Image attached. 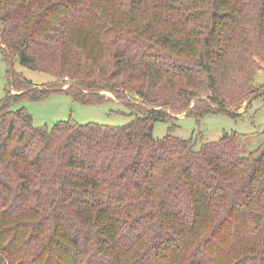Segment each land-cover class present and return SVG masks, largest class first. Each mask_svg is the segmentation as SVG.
Returning <instances> with one entry per match:
<instances>
[{
	"label": "trees",
	"instance_id": "trees-1",
	"mask_svg": "<svg viewBox=\"0 0 264 264\" xmlns=\"http://www.w3.org/2000/svg\"><path fill=\"white\" fill-rule=\"evenodd\" d=\"M0 44L56 80L13 75L0 101V264H264V143L154 140L168 110L232 116L260 97L264 0H0ZM54 92H110L136 117L49 129L12 108Z\"/></svg>",
	"mask_w": 264,
	"mask_h": 264
},
{
	"label": "rangeland",
	"instance_id": "rangeland-1",
	"mask_svg": "<svg viewBox=\"0 0 264 264\" xmlns=\"http://www.w3.org/2000/svg\"><path fill=\"white\" fill-rule=\"evenodd\" d=\"M4 47L0 44V101L5 100L10 92L13 75L22 76V81H30L34 88H44L50 86L56 80L51 76L32 71L21 65L20 61L4 55ZM27 81V82H28ZM259 88L260 97L252 100L251 104L245 102L238 108H230L232 116L227 114L207 115L199 119L187 117L186 111L178 114L169 111V114L176 116L174 122H157L154 127V140L160 141L167 135L176 138L190 140L192 139L196 150H199L204 143L217 142L224 134L237 132L244 135H250L242 141L239 152L240 157H247L260 144L264 143V66L257 73L253 81ZM27 86L28 85H24ZM70 85L64 86L68 89ZM26 92V91H24ZM23 92L13 91V94ZM107 101L101 104L84 105L75 101L72 96L54 92L47 97L38 100L20 101L13 110L24 108L33 118L35 127L47 126L51 129L58 122L73 121L77 124H98L104 126H125L135 119L134 106L124 105L119 102L115 95L105 92ZM130 103L141 106L138 97H132Z\"/></svg>",
	"mask_w": 264,
	"mask_h": 264
}]
</instances>
